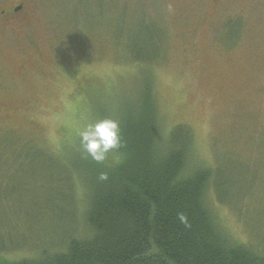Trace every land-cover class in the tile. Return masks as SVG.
I'll list each match as a JSON object with an SVG mask.
<instances>
[{
  "label": "rangeland",
  "instance_id": "1",
  "mask_svg": "<svg viewBox=\"0 0 264 264\" xmlns=\"http://www.w3.org/2000/svg\"><path fill=\"white\" fill-rule=\"evenodd\" d=\"M18 5L9 19L1 14ZM148 94L158 142L185 123L189 166L226 173L237 198L227 205L211 196L219 226L264 252V0H0V137L10 135L0 139V248L57 238L73 221L54 210L75 206L74 179L8 155L9 146L34 142L68 163L86 160L77 128L113 118L124 138ZM74 176L87 205L89 178ZM6 253L0 264L13 259Z\"/></svg>",
  "mask_w": 264,
  "mask_h": 264
},
{
  "label": "trees",
  "instance_id": "2",
  "mask_svg": "<svg viewBox=\"0 0 264 264\" xmlns=\"http://www.w3.org/2000/svg\"><path fill=\"white\" fill-rule=\"evenodd\" d=\"M140 113L122 129L120 161L114 166L91 158L68 163L34 142L9 146L8 155L39 159L45 171L74 179L68 199L75 205L69 212L54 210L73 221L57 238L35 248L25 238L2 246L13 258L9 264H264L263 251L232 239L219 226L211 196L227 205L237 197L230 196L222 169L199 162L189 166L194 139L188 125L172 126L161 145L152 94ZM5 138L10 135L0 137ZM81 172L90 183L87 205L74 189L75 181L79 184L74 174ZM101 172H107L106 181L99 180ZM58 196L61 201L66 195ZM76 197L83 210L77 211Z\"/></svg>",
  "mask_w": 264,
  "mask_h": 264
},
{
  "label": "clouds",
  "instance_id": "3",
  "mask_svg": "<svg viewBox=\"0 0 264 264\" xmlns=\"http://www.w3.org/2000/svg\"><path fill=\"white\" fill-rule=\"evenodd\" d=\"M171 11V6H169ZM79 150L85 157L98 164L104 163L111 154L122 147L120 122L113 118L94 119L84 123L76 130ZM108 179L107 172H101L100 181ZM183 221L185 217L180 215Z\"/></svg>",
  "mask_w": 264,
  "mask_h": 264
},
{
  "label": "flooded vegetation",
  "instance_id": "4",
  "mask_svg": "<svg viewBox=\"0 0 264 264\" xmlns=\"http://www.w3.org/2000/svg\"><path fill=\"white\" fill-rule=\"evenodd\" d=\"M9 1H12V0H6V2H9ZM22 5H18V6H10V7H5L1 14L6 18V19H9L12 15L14 16L15 13H18L19 10L21 9Z\"/></svg>",
  "mask_w": 264,
  "mask_h": 264
}]
</instances>
